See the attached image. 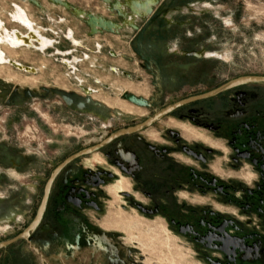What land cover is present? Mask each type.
Masks as SVG:
<instances>
[{
    "label": "flooded vegetation",
    "instance_id": "obj_1",
    "mask_svg": "<svg viewBox=\"0 0 264 264\" xmlns=\"http://www.w3.org/2000/svg\"><path fill=\"white\" fill-rule=\"evenodd\" d=\"M110 13L108 17L122 20ZM147 22L133 31L134 38L165 35L157 29L152 36ZM20 25L12 30L27 33ZM47 38L53 43L38 50L54 46L56 40ZM150 48L154 51L156 44ZM47 93L52 92L45 87L41 93L20 90L0 78V100L15 109L8 113L9 121L21 110L29 120L30 107L37 109L30 105L32 99L45 110L46 100H40ZM143 108L150 109L145 118L108 123L89 141L60 150L48 168L40 153L31 166L28 150L15 149L26 140L15 144L14 135L0 126V264H35L37 259L46 264L48 257H70L84 244L99 241L105 253L114 255L124 232L98 222H108L117 209L132 211L145 222H163L171 240L191 250V264H264V84L191 100L152 122L147 121L162 108L152 102ZM42 128L44 123L38 125ZM31 171L37 178L33 184L28 181ZM54 173L40 223L21 236L36 217ZM132 247L138 255L128 264H146L147 256ZM115 261L119 263L108 257L106 264Z\"/></svg>",
    "mask_w": 264,
    "mask_h": 264
},
{
    "label": "rangeland",
    "instance_id": "obj_2",
    "mask_svg": "<svg viewBox=\"0 0 264 264\" xmlns=\"http://www.w3.org/2000/svg\"><path fill=\"white\" fill-rule=\"evenodd\" d=\"M69 1L105 16L112 15L101 0ZM40 2L43 9L29 2L0 0V37L4 35L0 38V78L20 90L28 88L32 93H41L45 87L47 92H52L40 100L43 102L45 98V110L34 104L37 100L29 101L37 109L30 107L27 121L23 110L16 113L15 120L9 121L8 113H15V109L0 100V126L14 135L15 144L22 138L26 140L25 146L15 145V149L28 150L31 166L36 164L39 153L45 156L48 168L50 159L58 156L60 150H69L76 142L89 141L108 123L126 118L139 120L150 114V109L129 101L128 95L144 98L152 102L153 107L163 108L214 90L240 76L264 75V0H163L145 28L152 36L157 29H163L165 35L145 38H134L131 28L92 37L86 23L69 11L48 0ZM17 21L28 30L35 29L48 45L53 40L47 37L54 38V46L43 52L13 44L17 29H12L22 27ZM68 36L81 44H74ZM47 44H36V48L43 50ZM151 44H156L154 51H151ZM137 49L139 55L135 54ZM111 52L118 55L112 56ZM8 57L33 66L37 71L29 73L10 64H1ZM81 85L91 88L92 95H86ZM41 123L44 128L39 130ZM32 173L28 178L31 184L37 180ZM128 213L140 218L132 211ZM140 219L144 221V234L136 231L135 236L98 222L103 228L124 232L121 235L125 240H119L114 255L105 253L99 241L98 245L84 244L79 253L70 257H48L46 264H106L108 257L119 259V263L115 261L114 264H123L125 258L128 264L136 259L133 255H138L132 246L139 247L137 252L147 256L146 264L192 263L191 250L171 240L163 222ZM149 227L152 231H146ZM148 243L155 244L156 248H148L144 253L142 247ZM35 264L43 263L37 259Z\"/></svg>",
    "mask_w": 264,
    "mask_h": 264
},
{
    "label": "water",
    "instance_id": "obj_3",
    "mask_svg": "<svg viewBox=\"0 0 264 264\" xmlns=\"http://www.w3.org/2000/svg\"><path fill=\"white\" fill-rule=\"evenodd\" d=\"M20 1L29 2L41 9L44 8L40 0H20ZM48 1L54 5L63 7L64 9L69 11L72 15L82 20L83 22H85L90 28L89 35L93 37L95 35L103 34V33H119L121 30H125L127 28H131L133 31L138 30L142 22H147L150 19V17L154 15L157 7L162 3L163 0H101L104 4H106L107 10L113 13L116 12L117 15L121 17L122 20L120 22L116 19H112L108 16L100 14L99 12H94V11L82 8L80 6H77L69 0H48ZM14 66L17 67L16 65ZM26 67H29V66H26ZM114 70L117 71L116 68H114ZM123 73L127 74L128 76H131L127 72H123ZM252 83L264 84V75L240 76L209 92L200 94L198 96L189 97L187 99H183L176 103L167 105L163 107L161 110H159L147 122L155 121L156 119H159L163 115L171 113L175 108L180 107L184 105L186 102H189L191 100L213 96L221 92L227 91L231 88H234L240 85H245V84H252ZM82 88L86 93L92 92L90 88H84V87ZM127 99L141 106L149 105V102L144 98H137L133 95H128ZM98 147L99 146L89 148V149H84L80 153L70 156L65 161V163L71 161L72 159H74L75 157L81 154H85L93 150H96ZM55 174L56 173L52 175L51 179L49 180L47 184L45 196H44L41 206L38 209L36 217L29 224L26 231L23 234H21V236L27 237L31 233V231L37 228L38 224L40 223L39 221L41 220L43 216V212L46 207L47 198H48V195L51 189V184L53 182V178Z\"/></svg>",
    "mask_w": 264,
    "mask_h": 264
},
{
    "label": "bare ground",
    "instance_id": "obj_4",
    "mask_svg": "<svg viewBox=\"0 0 264 264\" xmlns=\"http://www.w3.org/2000/svg\"><path fill=\"white\" fill-rule=\"evenodd\" d=\"M16 4V3H15ZM18 4V3H17ZM16 7V6H15ZM25 7V6H24ZM26 8V7H25ZM20 9V8H19ZM23 9V7H22ZM21 9V10H22ZM25 9H23L24 11ZM22 11V12H23ZM28 11V10H27ZM16 12V11H15ZM19 12V11H18ZM21 12V11H20ZM29 14V13H28ZM14 16V14H13ZM16 16V14H15ZM29 16V15H28ZM27 16V17H28ZM26 18V17H25ZM31 18V17H30ZM27 19V18H26ZM33 19V18H32ZM15 20V19H14ZM16 21V20H15ZM34 21V20H33ZM31 22V20H30ZM22 23V22H21ZM33 23V22H32ZM31 23V24H32ZM35 25V24H34ZM33 25V26H34ZM32 26V27H33ZM36 26V25H35ZM2 27V26H1ZM27 27V26H26ZM40 28V27H39ZM2 29V28H0ZM6 29V28H5ZM29 29V28H28ZM37 29V28H36ZM9 30V29H8ZM7 30V32H8ZM15 30V29H14ZM2 31V30H1ZM42 31V30H41ZM13 32V31H12ZM16 36V41H13V44L15 45H23V46H26V47H30V48H36V44H40V43H43V45L47 44V42L45 40H42V38L39 37V35L35 32V29L34 31L33 30H28L27 34H22L20 33L19 30H15L14 31ZM39 32V31H38ZM71 32V31H70ZM4 33V32H3ZM11 33V32H10ZM8 34V33H6ZM14 34V33H12ZM4 35H2L0 38H3ZM10 36V35H9ZM42 36V35H41ZM8 38V36H6ZM44 37V36H43ZM71 38V36H70ZM6 39V38H5ZM11 39H12V36H11ZM13 39H15L13 37ZM72 39V38H71ZM3 40V39H2ZM1 40V41H2ZM8 40V39H7ZM10 41V40H9ZM34 41V42H33ZM4 42V41H2ZM8 42V41H7ZM73 42L75 44H81L80 41H77V40H73ZM11 43V42H10ZM1 44V43H0ZM12 44V43H11ZM49 44V43H48ZM47 44V45H48ZM14 45V46H15ZM5 46V45H4ZM10 46V45H9ZM13 46V47H14ZM1 47H2V44H1ZM12 47V46H11ZM21 48V47H20ZM38 49V48H37ZM5 53V52H4ZM3 53V54H4ZM7 58V56H6ZM1 61V64H10L12 65L13 67H15L14 65H16L18 70H22V71H26V72H29V73H35L37 71V69L33 66H29V65H26V64H23L15 59H12L10 57H8V59H6ZM14 64V65H13ZM26 66H29V67H26ZM117 188V187H116ZM118 189V188H117ZM115 192V191H114ZM108 222H105L104 225L109 227V226H112V227H115V228H118V229H122L126 232H128L130 235H133L135 236V232L137 231L139 234L143 235V231H142V226L144 224V221L141 220L140 218L138 217H132L126 213H124L121 209H117L115 211H112L108 217ZM146 231H152V227H149ZM148 248H156L155 244L153 243H148L146 246L142 247V251L145 253L147 251ZM151 259H148L147 261L150 262Z\"/></svg>",
    "mask_w": 264,
    "mask_h": 264
},
{
    "label": "crops",
    "instance_id": "obj_5",
    "mask_svg": "<svg viewBox=\"0 0 264 264\" xmlns=\"http://www.w3.org/2000/svg\"><path fill=\"white\" fill-rule=\"evenodd\" d=\"M83 5V4H82ZM85 6V5H84ZM87 7V6H86Z\"/></svg>",
    "mask_w": 264,
    "mask_h": 264
}]
</instances>
